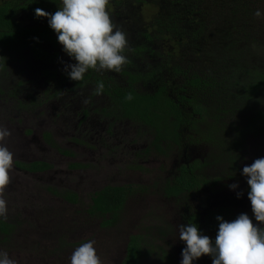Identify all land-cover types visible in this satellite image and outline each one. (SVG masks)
Wrapping results in <instances>:
<instances>
[{
  "label": "flooded vegetation",
  "instance_id": "obj_1",
  "mask_svg": "<svg viewBox=\"0 0 264 264\" xmlns=\"http://www.w3.org/2000/svg\"><path fill=\"white\" fill-rule=\"evenodd\" d=\"M106 1L108 12L103 8L98 10L102 20L97 22L94 20L97 15L87 16L84 21L81 20L83 16H80V19L70 16L71 20L68 21V16L54 15L49 4L42 0H19L21 4L27 2L25 8L19 10L16 15V19L24 26L29 28L48 24V29L53 31L55 23L50 22L62 19L72 23L77 29L74 35L64 36L61 33L63 27L56 25V32L52 34L55 35L56 43L46 40L41 31L37 39L44 53L37 57L29 46L26 50L28 58L22 65L25 72L36 70L37 76L42 78L41 81H56L58 87L63 85L64 79L74 84L69 74L71 71L68 70L67 75H62L60 70L66 66L76 69L78 60L86 53L93 58L98 55V61L100 58H107L109 61L99 64L97 68L113 76L120 86H127L120 74L122 67L126 65L112 61L111 56L122 55L123 48H128L130 52L127 55L131 56L134 51L135 55L142 52L138 51L144 41L143 20L139 14L142 3L124 5V2L119 4L120 0ZM88 2L93 8L98 6L91 0ZM206 35L208 37H203L206 41L202 42V45L200 43L196 50L200 51L204 59L209 56V47L216 48L218 43L221 44L211 35ZM69 45H76L74 52H83H80L77 58L71 57L64 50L65 46L71 47ZM186 46L188 50L191 49L190 44ZM170 50L171 46L168 47V51ZM179 57L177 56L178 59ZM184 59L193 61V53L187 54ZM46 71L55 72V77H48ZM91 82L88 81L86 85L93 91L81 94V97L87 99L86 104L89 103L90 107L88 112L85 109L80 112L78 123H84L88 116L98 112L97 118L103 119L102 122L91 121L86 127L89 142L97 147L98 152L105 150L106 153L110 152L118 157L109 162L122 161L131 164L130 169L125 171L126 176L130 177L118 184H107L131 186L125 205L114 218L111 212L106 213L108 222L113 220L106 225H103V219L96 218L104 228L118 226L124 209L127 208L126 204L132 205L129 201L135 194L140 196L139 205L143 209L151 210L154 217L153 226H147V230L141 234L138 230L130 235L126 233L128 236L123 254L116 264L124 260L132 236L137 237L135 243H138L140 254L143 252L140 264H264V133L257 136L248 134L241 141L240 147H230V156L233 158L223 155V148L218 151L216 157H211L207 145L196 142L193 138L195 133L190 129L191 125L195 124L204 132L206 124L200 121V116L193 113L190 106L179 104L181 122L177 130L182 128L184 135L182 134L179 141H172L171 155L166 157L157 149L155 126L144 123L137 117L131 119L124 116L123 108L116 106L117 103L111 100L114 95L111 94L110 97ZM174 88L176 89L175 86ZM178 93L180 95H174L176 102L182 103V100L178 101V96L183 97L185 101L190 100V95L182 91ZM183 94L186 98L181 96ZM121 96L122 93L115 97ZM105 112L112 114L107 115ZM222 114L225 115L224 112ZM225 121L228 128L240 125L235 119L236 123H231L233 119L228 115ZM110 148L115 149L111 151ZM192 168L199 179L195 185L179 194H170L164 190L168 184L173 185L177 178L183 177L182 170L189 171ZM132 177L135 181L129 179ZM133 182L139 183L135 186ZM153 200L155 202H151Z\"/></svg>",
  "mask_w": 264,
  "mask_h": 264
},
{
  "label": "trees",
  "instance_id": "obj_2",
  "mask_svg": "<svg viewBox=\"0 0 264 264\" xmlns=\"http://www.w3.org/2000/svg\"><path fill=\"white\" fill-rule=\"evenodd\" d=\"M42 1L48 3L52 13L60 17L71 16L80 19V16H83L81 20L84 21L87 16L97 15L94 20H102L100 12L97 11L103 9H99V6H89L88 0ZM122 2L124 5H135L136 2L142 3V6L147 5L146 9L141 7L139 11L143 20L144 41L138 51L142 52L135 55L134 51L131 56L127 55L130 50L123 48L122 55L111 56L112 61L126 65L122 67L120 74L127 86H120L113 76L97 68L99 64L109 61L107 58L103 57L98 61V55L93 58L86 53L78 60L76 71L69 73L74 84L82 87L92 81L91 83L98 85L99 89L110 97L111 94L114 95L111 100L117 103L116 106L123 108L124 116L131 119L137 117L144 123L154 125L157 132V149L166 157L171 155L172 141L177 142L182 134L184 135L182 128L177 130L181 122L179 104L190 106L193 113L200 116V121L206 124L204 132L195 124H192L190 129L195 133L193 138L196 142L207 145L211 157H216L218 151L223 148V155L233 158L230 156V147H240L241 141L248 134L257 136L264 133V47L254 49L247 45L241 46L238 42L244 39L247 42L250 37L254 43L259 42L258 45L264 46V0H120L119 4ZM26 3L21 4L19 0L0 2L1 72L8 67L9 62L27 59L26 50L29 46L37 57L42 56L44 51L37 39L41 31L46 40L54 43L55 35L52 34L56 32V25L63 27L61 33L64 36H72L77 31L72 23L62 19L50 22L55 23L53 31L48 29V24L29 28L24 26L16 19V15L19 10L25 8ZM144 17H147V20H144ZM45 30L48 32H44ZM206 33L216 42H221L218 45L222 47H209V56L204 59L200 51L196 50L200 43L202 45V42L206 41L203 39L208 37ZM188 44L191 45L190 50L186 46ZM74 49L76 45L64 47L69 56L77 58L81 51L74 52ZM173 53L180 56L179 60L175 61L171 55ZM189 53H193V61L184 59ZM172 60L175 62L172 63ZM143 62L145 65L141 66ZM45 73L48 77L56 75L55 72ZM178 91L190 95V100L185 101L183 97L178 96V101L180 99L182 103L176 102L174 95L179 94ZM121 93V97H115ZM185 94L181 96L186 98ZM227 115L233 119L231 123H236L235 119L240 125L226 127ZM44 138L50 140V133L45 132ZM228 138L230 139L226 140ZM15 165L29 173L44 172L51 168L45 161L16 162ZM182 174L183 177L177 178L173 185H167L164 189L167 193L179 194L199 180L195 176L194 168L189 171L182 170ZM130 190V185H106L96 190L90 196L87 208L89 216L103 219V225L110 223L113 220L108 222L106 213L111 212L114 218L125 205ZM54 193L69 202L78 201L77 194L72 191ZM16 227L14 221L6 220L0 215V245L8 242ZM136 238L132 236L126 256L120 264H140L143 252L140 254L138 243H135Z\"/></svg>",
  "mask_w": 264,
  "mask_h": 264
},
{
  "label": "rangeland",
  "instance_id": "obj_3",
  "mask_svg": "<svg viewBox=\"0 0 264 264\" xmlns=\"http://www.w3.org/2000/svg\"><path fill=\"white\" fill-rule=\"evenodd\" d=\"M91 1L108 12L106 0ZM238 42L254 49L264 47L250 37ZM171 55L179 60L177 53ZM23 63L13 60L0 71V215L17 226L8 242L0 245V264H116L126 237L153 226L151 210L143 209L135 194L129 201L132 205L126 204L120 224L104 228L98 218L89 216L87 208L93 192L130 177L125 171L131 164L109 162L118 157L105 150L98 152L89 142L86 127L98 120V112L78 123L80 112H88L90 107L81 97L82 92H89V85L80 89L64 79L58 87L56 81H41L36 70L25 72ZM68 70L76 71L66 66L60 72L67 75ZM45 132L50 133V140L44 138ZM28 161H45L51 168L29 173L15 165ZM67 190L77 194L76 203L54 193Z\"/></svg>",
  "mask_w": 264,
  "mask_h": 264
}]
</instances>
